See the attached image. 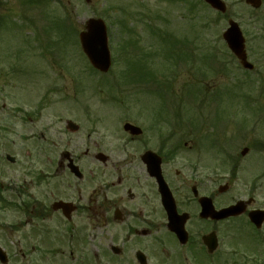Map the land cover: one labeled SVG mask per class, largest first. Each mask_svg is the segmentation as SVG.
Here are the masks:
<instances>
[{"label":"flooded vegetation","instance_id":"obj_1","mask_svg":"<svg viewBox=\"0 0 264 264\" xmlns=\"http://www.w3.org/2000/svg\"><path fill=\"white\" fill-rule=\"evenodd\" d=\"M262 4H247V16L228 6L221 20L241 26L255 68H243L245 78L264 87ZM179 47L161 54L154 70L146 58L143 71L119 62L123 86L74 93L80 106L55 119L58 157L41 159L39 147L34 161L29 150L27 161L0 157V264H264V221L259 228L249 217L264 210V142L245 119L233 138L242 150L233 151L220 116L188 113L187 83L168 81L169 67L192 72L202 62L221 69L215 81L229 86L241 61L226 45L198 49L191 39ZM243 110L264 125V105ZM8 135L1 143L14 147ZM207 202L212 209L203 212ZM239 203L240 213H221ZM6 210H14L12 222Z\"/></svg>","mask_w":264,"mask_h":264},{"label":"rangeland","instance_id":"obj_2","mask_svg":"<svg viewBox=\"0 0 264 264\" xmlns=\"http://www.w3.org/2000/svg\"><path fill=\"white\" fill-rule=\"evenodd\" d=\"M63 2L68 9H61V17L56 15V17L63 19L67 12L71 15V23L68 29H74L79 36V32L84 29L89 18H102L108 25V32L112 34V43H114V53L117 55L115 49L116 44L120 40L119 28L114 24V20L118 21L120 19H126V16L117 11V9L124 8V10L129 11L131 16V21L128 20L130 29L133 27L135 34L137 35L140 43L136 48L132 49V52L143 54V52H158L159 46L162 47L159 41H156L150 37V30L147 26L149 22L153 24H159L156 16L161 15L169 20V25L166 27V21L160 25L158 30L166 31V28L170 30L172 34L182 33V36H190L191 39L196 37L193 32H189L188 26V16L195 18L192 23L196 28L197 42L199 45L204 47L211 46L207 43H215L212 46L220 45V36L227 29V25L223 20L217 16V14L204 6L203 4L197 2V0H183V3H172L171 0H60ZM242 0H227L228 5L235 6V11H238L240 15H245L247 8L241 3ZM27 2V3H26ZM61 4H56L55 8H59ZM112 5L113 9L116 11H110L109 7ZM49 7L33 0V2H28L27 0H0V16H5L8 19L13 20L12 28L9 25H4L5 19L2 18L3 23L0 27V132L2 129H11L12 135H8L5 139V143L11 144L13 140L16 144L14 147L8 148L6 145H2L0 140V157L5 156V153H11L14 156H19L22 160L27 161V156L25 151L29 150L31 152V157L29 161L37 160L40 156L38 153V147L42 149L41 159L49 160L54 157L59 156L58 151V141H57V130H56V118L57 115L61 116L63 113L61 111L64 108H70L71 103H66L67 98L56 95L53 97L52 89H60L66 87V93L72 97L73 91L75 90L74 84L70 80L62 81L59 80V76L66 78L77 77L79 73L85 74V69L87 67H82L86 61L85 56L82 53L81 46L79 44V37L68 38V42L59 41V35L53 37L50 28L52 27V14H49ZM144 14H143V13ZM142 15L145 16V20H142ZM149 16V18L146 17ZM136 18V19H135ZM134 21V22H132ZM1 22V20H0ZM127 23V22H126ZM134 23V26H133ZM26 25V26H25ZM25 26V27H24ZM47 28V29H46ZM66 36V34H64ZM53 37V38H52ZM53 41L58 42L53 44ZM52 43V44H51ZM30 44V45H29ZM163 44V43H162ZM25 46V47H23ZM112 47V45H111ZM27 48L30 51H27ZM171 48L169 43H166L163 47L166 51ZM56 49V51H55ZM206 49V48H205ZM21 50V60L17 62L16 55L18 51ZM163 52V50L161 49ZM51 54V55H49ZM28 58V59H27ZM23 62V63H20ZM48 62L55 64V66L61 62L60 68L57 69L58 73L51 74L48 78H41L35 85H28L22 87L18 82L19 78L15 74H12L16 67L21 64H26V68L32 69L35 66L40 68L44 67ZM51 66V65H50ZM83 68V70L81 69ZM45 74L48 72L43 69ZM180 75L178 81L187 82L190 81L189 77L193 74L187 71V67H182L180 69ZM194 73V71H192ZM198 72H195L196 74ZM197 75V74H196ZM40 78L41 76L38 75ZM28 78V79H27ZM211 78V77H210ZM26 81H32L31 72H27L25 77ZM52 80V81H51ZM88 80L85 79L84 82ZM79 85V84H77ZM84 85V84H83ZM87 86L92 87L90 84ZM226 85H220L219 93L221 90L226 89ZM210 95L217 93H211V88L209 87ZM193 97V96H192ZM188 95L186 103L190 110L196 112L199 101L190 100L192 98ZM196 98L193 97V99ZM228 99V97H227ZM233 109L239 113V105L235 102L233 104ZM211 106V102L207 104L206 108L202 112L214 111V107L209 110L208 107ZM224 110L229 109V104L226 101L221 104ZM27 112H37L36 117L20 121V117ZM65 114L64 116H67ZM250 115L243 113L242 115H237V118L249 117ZM260 119V118H259ZM253 120L252 123L255 122ZM257 122V121H256ZM239 123V119H238ZM255 126H252V129ZM236 127L232 129L228 134V138L231 139L234 135ZM255 138L264 142V128L259 126L256 130ZM2 134V133H0ZM35 135L38 137V145L35 142H25L23 139L27 136ZM2 137V136H1ZM4 140V139H3ZM239 141V140H238ZM31 145V146H30ZM33 146V148H32ZM235 148L239 151L242 150L243 141L235 143ZM33 149H36L33 151ZM19 150V151H18ZM6 165V164H5ZM8 167V165H6ZM19 168V167H18ZM5 221L12 222L15 217L14 210H6L4 213ZM16 218V217H15ZM3 221V219H2Z\"/></svg>","mask_w":264,"mask_h":264},{"label":"water","instance_id":"obj_3","mask_svg":"<svg viewBox=\"0 0 264 264\" xmlns=\"http://www.w3.org/2000/svg\"><path fill=\"white\" fill-rule=\"evenodd\" d=\"M207 1L214 9L225 11V5L221 0H204ZM249 3L258 7L259 0H248ZM227 40L231 43L236 53L242 49L240 46L243 44V38L238 30L231 28L226 36ZM81 43L86 54H88L91 62L95 67L106 71L109 67V55L107 53L106 32L105 25L100 19H89L87 31L81 34Z\"/></svg>","mask_w":264,"mask_h":264},{"label":"trees","instance_id":"obj_4","mask_svg":"<svg viewBox=\"0 0 264 264\" xmlns=\"http://www.w3.org/2000/svg\"><path fill=\"white\" fill-rule=\"evenodd\" d=\"M45 1V0H44ZM46 1H48V0H46ZM50 7H51V5H50ZM1 20V19H0ZM1 23V22H0Z\"/></svg>","mask_w":264,"mask_h":264}]
</instances>
